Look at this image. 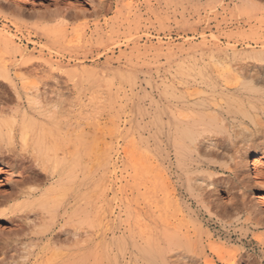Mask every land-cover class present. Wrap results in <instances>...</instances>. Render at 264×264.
<instances>
[{
	"label": "rangeland",
	"instance_id": "rangeland-1",
	"mask_svg": "<svg viewBox=\"0 0 264 264\" xmlns=\"http://www.w3.org/2000/svg\"><path fill=\"white\" fill-rule=\"evenodd\" d=\"M103 4L101 11L99 0H0V31L22 53L0 42V105L5 110L0 109V125L12 122V113L17 120L26 116L43 123L45 130L52 129H47L45 142L57 139L59 159L68 148L73 168L71 181H65L54 198L73 207L72 219L60 213L58 227L75 235L63 244L44 239L28 246L32 256L27 264H124L117 254L122 232L143 247H162L177 225L178 233L191 232L193 240L202 235L204 245L231 252L244 248L252 264H264V229L244 226L246 215L236 213L224 219L235 227L223 233L222 219L211 216L198 201L215 199L227 207L234 203L233 156L202 158L185 139L182 121L188 106L216 103L225 109L237 97L246 103L249 85H243L238 72L249 68L263 76L264 60H255L251 53L264 51V0ZM43 92L53 99L63 95V103L36 119L28 106ZM257 105L255 111L247 107L243 115L237 114L234 124L225 121L222 126L230 133L252 129L251 119L264 121ZM215 127L211 123L204 136L227 138ZM177 151H185L183 161ZM263 156L264 147L250 150L246 168L236 170L245 171L239 179L248 181L249 193L262 198L254 200L263 206L249 203L257 211H264V160L258 169L254 160ZM17 174L0 164V261L13 257V264L26 260L24 246L14 245L16 232L25 236L35 231L29 221L22 222L23 213H11L25 204L12 195L21 181ZM56 180L46 183L42 192ZM211 180L216 181L212 193L206 187ZM109 244L115 256L108 259L103 251Z\"/></svg>",
	"mask_w": 264,
	"mask_h": 264
},
{
	"label": "bare ground",
	"instance_id": "bare-ground-1",
	"mask_svg": "<svg viewBox=\"0 0 264 264\" xmlns=\"http://www.w3.org/2000/svg\"><path fill=\"white\" fill-rule=\"evenodd\" d=\"M99 5L102 11L104 5L103 0H99ZM82 17L83 14L72 15L71 18L79 19ZM9 38H10L9 36L1 33L0 31V42H2L6 47H8L9 51L12 50L14 53H17L22 56L21 51L18 48L14 47V45L9 40ZM251 56L255 60H259L262 62V60H264V51L251 53ZM188 70L190 71V69ZM238 73L242 78H244V80L242 79L243 81H245L243 85L244 84L249 85V87L245 90L248 92L247 94H245L246 103L241 98L237 97L238 99L235 102V104L229 106L227 105L225 109L222 106L216 105V103L214 106H209V105L200 106L199 108L195 107L196 105L188 106L186 110L189 112V114L186 115L187 114L186 113L184 117L182 116L183 118L182 121L184 122V125L186 124V129L184 131L185 139L188 140L189 145L193 147L196 150V152L200 154L202 158L218 157V156L220 157V156H224L225 154L233 156L232 157L233 168H234L233 174L235 173L234 175L235 186L233 190L234 203L229 207H227V205L223 206V204L221 203L220 205L219 202L213 198H212L213 200H210L207 203L206 202L204 203L202 199H198L199 203L206 209V211L211 216L213 217L216 216L219 219H222L220 220V227H221L220 229H222L223 233L226 234H230L231 233L230 228L235 227V223L226 222V221L228 219L233 218L236 213H244L246 215L245 216L246 219L243 223L244 226L251 225L254 228L258 227L259 229H264V211H260L261 209H258L257 211L255 209V205L263 206V204L259 201L254 200V199H260L261 197L252 196L249 193L250 187L248 185V181L245 179H239V174L242 175L243 172L245 171L243 172L241 171V173L240 171H236L237 169L246 168V159H247L246 156L250 152V150L254 151L258 147H262V148L264 147V121H261L260 118L259 120L251 119L250 121L252 123V129H248L247 127H243V128L241 127V129L236 131H231V133L229 132L228 128L227 130H225L224 128L225 125L222 126V123L225 121L234 124L236 120V115L244 112L247 109V107L255 111V109L259 107L257 104H260L261 108L259 109H261V111L264 113V90H262L261 87L264 86V72L262 76L260 73L256 72V70L254 71L252 69L247 68V70L244 69L242 72L240 71ZM6 80L10 81L8 76H6ZM227 91H229V89H227ZM44 95L45 92L41 94H36L35 95L36 98L32 102L30 103L28 102L29 106L28 105L27 106L30 110L29 112L32 113V115L35 116V118L37 117L36 119H38L39 116L42 115H43L42 117H44L45 115L43 113L46 112L49 113L51 109H55L56 111L57 108L63 103L61 101V97H63V95L61 94L57 93L58 98L56 99L45 97ZM0 109H2V111L5 113V110L4 108H2V106ZM169 113L172 114L171 111ZM245 114L246 113H244V116ZM10 116L12 122L7 123L6 125L4 124V126L2 124L0 125V164L4 166H8L13 171L18 172L17 177L21 178V181L18 183L19 187H17V190L12 195H14V197L17 199H24L25 204H23L20 208L14 209L13 211H11V213H20V212L23 213L22 215L24 221L22 222L29 221L30 222L29 228L31 227L35 229L32 235L23 236L22 234H20L21 232L20 233L16 232V238L13 240L14 245L24 246V249L22 251H24L26 255L25 261L15 264H27L29 262V257L32 256V253H30V251L27 250L28 246L34 247L38 244L39 241H43L44 239H46L49 243L54 242L57 245L60 243L63 244L71 240L70 239L71 235L73 236L75 235L70 231V229L62 230L61 228L58 227L60 222L59 219L60 213H62V215H67L68 219H72V213L74 210L73 207L70 205L69 202L61 203L57 201L58 199L54 198V196L58 194L59 191L65 188V183H67L65 181H68V183L71 181V176L73 175L72 159H71V155L65 152L68 151L67 150L68 148H66L65 151L63 150V152L61 151L62 159L58 158L59 148L56 146L57 139H55V141L51 140L50 142H45V139L47 141V135L49 134L48 133L49 131L47 132L48 134H46V131L47 129L50 130L51 128L47 127V129L45 130L43 128L44 125L42 126L43 123L39 124L38 121L36 120L34 121L25 118L26 116L23 117L21 116L22 118L21 119L19 118L20 120H17L18 115L16 114L12 113ZM52 119H50L49 117V120ZM173 119H177V118L173 117ZM156 120L158 121L159 118L157 117ZM211 123H214L217 129L219 128L222 129L225 132V134H227V138L221 139L218 138L216 135L204 136L203 132L206 133L210 132L208 130L209 129L208 126ZM239 124L241 125V123ZM2 127L6 128L5 132ZM237 128H240V126L238 125ZM213 130L216 129L213 128ZM54 133L56 134L55 131ZM17 134H19L18 136L20 137L19 149H18ZM51 136L54 139V135L52 134ZM31 140L32 143H30ZM177 152L179 159L183 161L185 151H177ZM263 160L264 158H262V160H254L255 161L254 166L258 169L259 166L262 165L260 164L261 162L259 161H263ZM259 172L261 174V171ZM55 178H57V180L54 181L52 184H50V186L52 187L51 188L49 187V190L42 192V187H44L46 183L52 181ZM215 186H216V181L211 180L206 187L208 188V191H210L211 188L212 189L211 193H212L216 191ZM187 187H188L187 190L190 192L189 194L191 196H194L193 187L190 184H188ZM208 193L210 194V192ZM56 196L58 197V195ZM250 201L251 202L254 201L257 204L254 205L252 203V205H250L251 204ZM46 219L47 221H44ZM224 219L227 220L224 221ZM173 224L174 223H172V225ZM177 226L171 227V230L167 234L165 242L162 245V247L160 246V244H156V245L154 244L152 246L143 247L136 242L135 240L136 238L134 239V237L131 234L126 235L125 232H122V235L118 240L117 248H119V250L117 251V254L121 256L122 260L125 262V263L123 262L124 264H240L241 262L252 264L253 259L251 258V255H246L247 253L244 251V248H242L241 250H236L231 252L221 247L213 246V244L204 245V241H203L204 238L202 235L199 234L195 236V239L193 240L191 237H189L191 232L190 234L188 233L189 236L182 233H178L176 229L177 228L179 229L180 227ZM247 230H250V228L248 227ZM213 238L214 235L208 234V239H213ZM27 241H29L28 244L25 243ZM255 242L257 244H260V242L257 240ZM111 245L113 244H109V246L105 248V250L103 251V254L106 257H108V259L111 256H115L114 255L115 248H113V246ZM6 246L7 243H5L3 248H7ZM23 257L24 256L20 257V259ZM0 264H13V257H10L9 259L5 258L4 260H1ZM73 264H77V262L74 261Z\"/></svg>",
	"mask_w": 264,
	"mask_h": 264
}]
</instances>
